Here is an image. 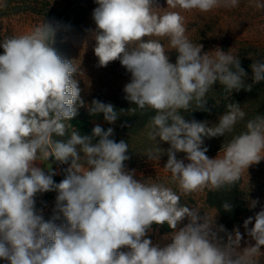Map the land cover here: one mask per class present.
Instances as JSON below:
<instances>
[{
  "label": "clouds",
  "instance_id": "9594fccd",
  "mask_svg": "<svg viewBox=\"0 0 264 264\" xmlns=\"http://www.w3.org/2000/svg\"><path fill=\"white\" fill-rule=\"evenodd\" d=\"M94 2L96 27L89 32L98 67L118 60L130 74L123 88L124 98L136 106L130 111L155 113L146 126L155 147L147 150L146 157L159 161L166 153L164 168L183 194L235 185L245 170L264 160V115L248 119L245 130L210 158L205 138L232 133L246 116L241 104L227 103L212 126L181 114L192 112L193 104L195 110L209 111L207 94L216 82L230 96L241 89L251 92L264 82V58L253 60L251 83H246L248 73L237 55L220 48L203 52L202 44L188 39L180 11L160 12L155 0ZM238 5L239 0H167L168 8L201 13ZM6 7V0H0V8ZM255 7L264 9V3L257 0ZM61 29L59 21L43 19L30 32L0 39V260L7 264H260L264 208L244 220V234L238 227L229 232L215 217L182 205L172 188L135 178V170L125 164L130 159L129 144L113 139L112 127L105 130L97 124L91 135H82L68 123L83 107L92 116L103 114L111 125L124 109L117 111L112 103L98 99L85 102L76 78L80 66L56 47ZM151 37L168 38L169 51L160 39ZM171 51L177 53L175 63L170 62ZM66 134V141L55 138ZM161 142L169 147L163 149ZM50 159L68 165L59 183L51 168L46 173L37 166L38 160ZM52 191L57 193L54 214L45 220L36 208V196ZM257 203L253 200L250 207ZM222 208L231 212L233 205L226 200ZM154 224H167L172 230L169 243H153ZM245 234L254 243L245 241L241 247Z\"/></svg>",
  "mask_w": 264,
  "mask_h": 264
},
{
  "label": "rangeland",
  "instance_id": "374dc122",
  "mask_svg": "<svg viewBox=\"0 0 264 264\" xmlns=\"http://www.w3.org/2000/svg\"><path fill=\"white\" fill-rule=\"evenodd\" d=\"M35 1L44 9H49L54 12L60 11L66 3L72 2L70 10L65 15L61 24L59 52L65 58L74 59L73 62L80 66L76 78L80 80V87L83 90L81 96L85 102L90 104L93 99H98L106 103L112 99L124 97L125 93L123 88L130 82V74L121 66L118 60L111 62L107 67H98V58L93 51L95 41L91 38L89 29L94 30L96 27L92 18L93 9L97 7L94 0ZM256 2L257 0H239V5L235 8H218L206 13H201L197 10L183 11L180 9H171L167 7V0H155V6L162 8L159 9L160 12L180 11L184 16L186 36L193 44H202L203 52H212L220 48L225 52H230L232 55H237L241 61V65L243 64V68L244 64H249L245 68V71L248 73L246 83H249L251 82L252 76L250 65L253 60L264 58V9H257L255 7ZM259 2L264 3V0H259ZM15 5L11 4L10 6ZM43 19L45 17L42 14L31 11H19L10 15L0 16V39L4 36L30 32ZM65 37H67L66 40H64ZM151 38L160 39L166 52L169 51L168 38ZM2 52L3 49L0 48V54ZM176 55L177 53L175 51L169 52L170 62L175 63ZM226 97H230V94L219 82H216L212 90L207 94V104L224 100ZM255 98L253 101L241 107L246 113L245 119L235 125L232 133H226L224 137L205 138L204 144L209 149L207 155L210 158L216 157L223 143L227 144L232 136L238 135L245 130V123L248 119L254 118L258 114L264 115V89ZM218 118L207 121L209 126L218 123ZM68 123L82 135H91L93 127L97 124L105 130L108 127L113 128L115 126V124L110 125L106 121L78 123L72 120ZM71 130L69 128L68 132L70 133ZM147 131L144 129L137 136L116 140L119 142L123 139L129 144V152L127 154L130 156V159L125 162L126 169H134L135 178L137 179L146 180L149 183H161L172 188L180 196V203L182 205L199 208L201 215L205 213L209 218L215 217L216 222L221 224L216 210L205 204L207 189L185 195L179 190L178 185L172 182L171 173L164 168L168 159L166 153L161 156L159 161H149L147 159V150L155 147V143L148 139ZM55 138L60 140L66 138L67 140L68 135L66 134L64 137ZM159 146L165 150L169 147L167 143L163 142ZM184 155L183 153L177 154L180 159H183ZM220 155L222 156L223 152H220ZM37 162H39V167H42V163L45 164L44 162L51 163L52 169L53 166H58L59 174L65 173L64 169L68 166L61 165L51 159L49 161L38 160ZM239 188L244 208L236 224L226 229L230 232L234 227H238L240 232L244 234V220L248 217H254L257 212L264 208V160L259 164L250 166L248 170L242 173ZM43 194H37L36 208L41 210L45 220H50L54 214L55 200L47 205H43ZM253 200L258 201L255 208L250 207ZM60 222L56 221V223ZM163 226L169 228L167 224ZM163 226L162 228H164ZM251 227L252 224L249 225V228ZM171 231L170 228L169 231H162L161 226L158 225L155 227L154 224L150 238L154 244L164 246L170 242L169 236ZM245 241L254 243L245 234L244 241L241 242V247L246 246ZM258 259L260 264H264V256Z\"/></svg>",
  "mask_w": 264,
  "mask_h": 264
},
{
  "label": "trees",
  "instance_id": "16d2710c",
  "mask_svg": "<svg viewBox=\"0 0 264 264\" xmlns=\"http://www.w3.org/2000/svg\"><path fill=\"white\" fill-rule=\"evenodd\" d=\"M10 1V2H9ZM7 7L0 8V16L10 15L12 13H17L19 11H31L38 14H42L47 20H55L59 21L62 24V21L65 15L71 8L72 2L66 3L62 9L58 12H54L49 9H44L37 1H26V0H6ZM11 4H16L15 6H10ZM56 47L60 48V32L57 37V45ZM249 64H244V69L248 67ZM243 67V64L241 65ZM251 83V82H249ZM264 89V82L257 84L254 86L251 92H247L241 89L239 92L233 93L227 99L213 102L210 104H206V107L209 111H200L195 110V105L190 109V113L182 112L181 114L185 117L186 120L195 119L197 121H209L212 119H216L221 116L226 110V105L229 102L234 100L235 102L241 104V107L245 104L256 99L255 97L261 93V90ZM106 103H112L115 106L117 111L120 109H124L121 115L118 117L115 122L114 136L113 139L117 140L120 138L134 137L141 133L144 129H147V124L151 117L155 114L152 110H146L141 112L137 110L135 114L130 111V108L136 107L135 105H131L124 97L112 99ZM73 121L81 123V122H105L103 119V114H98L92 116L88 113L86 108H79L78 115L73 119ZM125 125V126H122ZM98 139V138H97ZM66 141V138L64 139ZM64 178V174L60 173L58 176L53 177L56 183H59ZM240 180L235 185H226L221 188L219 191H207L205 195V204L213 209L219 215V219L222 225L225 228L233 227L237 220L239 219L242 210L244 208V203L240 194ZM57 193L55 191L47 192L43 194V205H47L50 202L54 201ZM230 201L233 205V210L231 212H226L222 208V204L225 201ZM158 225H155L157 227ZM164 227V226H163ZM162 231H169V228L165 226L162 228Z\"/></svg>",
  "mask_w": 264,
  "mask_h": 264
},
{
  "label": "crops",
  "instance_id": "0c3cea01",
  "mask_svg": "<svg viewBox=\"0 0 264 264\" xmlns=\"http://www.w3.org/2000/svg\"><path fill=\"white\" fill-rule=\"evenodd\" d=\"M38 164H37V166H39V162H37ZM45 164H43L42 163V167L44 168V170H45V167H46V171H48V168H51L52 169V165H51V163H47V162H44ZM46 165V166H45ZM41 167V168H42ZM58 166H53V169H52V171H54L55 173H56V175H54L53 177H55V176H58L59 175V171H58ZM45 171V172H46Z\"/></svg>",
  "mask_w": 264,
  "mask_h": 264
},
{
  "label": "built area",
  "instance_id": "2783aa9c",
  "mask_svg": "<svg viewBox=\"0 0 264 264\" xmlns=\"http://www.w3.org/2000/svg\"><path fill=\"white\" fill-rule=\"evenodd\" d=\"M63 174H64V176H65V173H63ZM37 210L41 212V210H40V209H37ZM0 264H7V262H6V261H4V260H0Z\"/></svg>",
  "mask_w": 264,
  "mask_h": 264
}]
</instances>
